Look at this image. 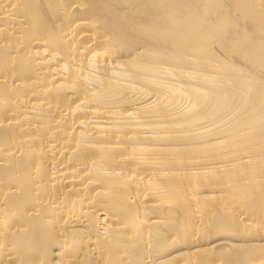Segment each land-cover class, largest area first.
Returning <instances> with one entry per match:
<instances>
[{
  "label": "bare ground",
  "instance_id": "bare-ground-1",
  "mask_svg": "<svg viewBox=\"0 0 264 264\" xmlns=\"http://www.w3.org/2000/svg\"><path fill=\"white\" fill-rule=\"evenodd\" d=\"M0 264H264V0H0Z\"/></svg>",
  "mask_w": 264,
  "mask_h": 264
},
{
  "label": "rangeland",
  "instance_id": "rangeland-1",
  "mask_svg": "<svg viewBox=\"0 0 264 264\" xmlns=\"http://www.w3.org/2000/svg\"><path fill=\"white\" fill-rule=\"evenodd\" d=\"M90 121H92V120H90ZM95 121H98V120H95Z\"/></svg>",
  "mask_w": 264,
  "mask_h": 264
}]
</instances>
